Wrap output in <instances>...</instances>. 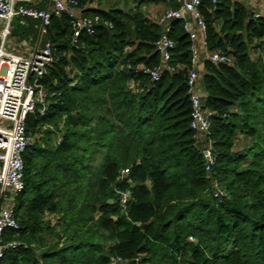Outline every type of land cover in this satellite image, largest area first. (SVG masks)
<instances>
[{
  "label": "trees",
  "instance_id": "16d2710c",
  "mask_svg": "<svg viewBox=\"0 0 264 264\" xmlns=\"http://www.w3.org/2000/svg\"><path fill=\"white\" fill-rule=\"evenodd\" d=\"M132 2L84 11L102 22L76 45L67 15L51 21L48 110L27 118L19 228L4 234L17 246L2 264H264V19L248 21L240 3L213 10L202 0L208 50L236 60L205 63L199 84L212 127L203 139L190 127L187 69L177 68L192 57L183 22L169 32L177 71L152 82L141 66L161 67L163 28L143 8L152 0ZM24 22L12 37L36 40L38 22Z\"/></svg>",
  "mask_w": 264,
  "mask_h": 264
},
{
  "label": "built area",
  "instance_id": "2783aa9c",
  "mask_svg": "<svg viewBox=\"0 0 264 264\" xmlns=\"http://www.w3.org/2000/svg\"><path fill=\"white\" fill-rule=\"evenodd\" d=\"M36 1L0 0V190L6 199V204L0 209V264L5 251L17 246V242L6 241L4 234L8 229L19 228L11 202L12 196L21 193L25 186L23 156L32 144V138L27 133V118L36 113L41 117L45 116L49 105V95L41 80L54 62V53L52 43L45 40V35L54 17L67 15L72 27V42L76 45L82 32L91 34L95 25L102 22L99 16L84 13L89 9H97L94 4L82 5L79 0H49V6L41 9L37 7ZM218 1L210 0L213 10ZM201 5L202 0H181L179 8L166 11L156 21L163 28V34L155 44V51L160 55L162 64L155 68L141 66V70L152 82L159 81L164 70L171 73L177 71L169 66L176 49V43L170 38L169 32L172 21H182L184 33L192 42V57L188 67L177 68L187 69L192 109L190 127L204 139L210 135L212 112L205 107L206 95L200 88L197 71L199 57L194 47L199 34H202L204 46L207 47V24L200 10ZM14 18L20 19V23H25L26 18L37 21L38 36L36 40L13 45L9 50L7 44L12 37ZM255 18L264 19V15L255 14ZM103 24L112 27L110 22L104 21ZM208 62L230 66L234 64V59L223 52L209 51ZM214 152L212 144L208 142L204 150L208 162L207 171L215 163ZM127 173L128 170H125L124 174ZM128 196L129 194L123 196V204Z\"/></svg>",
  "mask_w": 264,
  "mask_h": 264
},
{
  "label": "crops",
  "instance_id": "0c3cea01",
  "mask_svg": "<svg viewBox=\"0 0 264 264\" xmlns=\"http://www.w3.org/2000/svg\"><path fill=\"white\" fill-rule=\"evenodd\" d=\"M152 1L153 2L151 4L146 6V7L150 6L148 8V11H146V14L151 20H153L155 22L166 11L173 9L170 0H152ZM166 1L168 3H166ZM229 1H231L233 3L242 4L246 8L247 12L249 10L252 11V14H253L254 18H255V14L264 15V0H229ZM180 2H181V0H177V3L180 4ZM36 5H37V7L47 8L49 6V0H37L36 1ZM253 17H252V19H253ZM248 21H249V17H248ZM195 31H198V30L195 28ZM30 41H32V40H30ZM256 44H257V41H254V45L255 46H256ZM194 45H195L194 46L195 49L198 52L197 54H198V57H199V60L197 62V71L199 73V82H200L201 78H202V76H203V74L205 72V63L208 62L209 50H208L207 47L204 46V38H203L202 34L198 35V39L196 41H194ZM211 52H213V51H211ZM219 52H222V51H219ZM251 52H252V54H251L252 59H255L260 54V50L259 49H254ZM232 57L234 59V64L230 65V66H234L236 64V60H235L233 55H232ZM0 199L4 200L3 205L1 206V207H3L6 204V199L2 196L1 190H0ZM11 203L14 204V201L12 200Z\"/></svg>",
  "mask_w": 264,
  "mask_h": 264
},
{
  "label": "rangeland",
  "instance_id": "374dc122",
  "mask_svg": "<svg viewBox=\"0 0 264 264\" xmlns=\"http://www.w3.org/2000/svg\"><path fill=\"white\" fill-rule=\"evenodd\" d=\"M126 1L129 3L130 6H133L134 5L133 2H132L133 0H92V1L90 0V1H88L87 4H92L93 3L95 6L101 8V9H109L111 7H119V8H123L124 9L125 6H126ZM166 3H168V2L166 1ZM180 4H181V2H180ZM149 7H143V8L145 9V11H148V8ZM12 27L17 28L18 29V32H20V30H21V28L23 26H21L19 24V19L18 18H14V20L12 22ZM31 40H33V39H31ZM11 41L14 44L11 43ZM24 41H28V40H24V39H22L19 36L11 37L9 39V41H8L7 49L11 50L13 45L21 44ZM0 43H1V41H0ZM12 197H13V201L15 202L14 198L16 196H12Z\"/></svg>",
  "mask_w": 264,
  "mask_h": 264
},
{
  "label": "water",
  "instance_id": "95a60500",
  "mask_svg": "<svg viewBox=\"0 0 264 264\" xmlns=\"http://www.w3.org/2000/svg\"><path fill=\"white\" fill-rule=\"evenodd\" d=\"M248 17H249V21L252 19V17H253V14H252V11H248ZM124 176H125V174H124ZM109 203L111 204V203H113L112 201H109Z\"/></svg>",
  "mask_w": 264,
  "mask_h": 264
}]
</instances>
